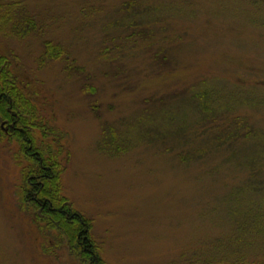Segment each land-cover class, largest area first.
Segmentation results:
<instances>
[{
	"label": "rangeland",
	"instance_id": "obj_1",
	"mask_svg": "<svg viewBox=\"0 0 264 264\" xmlns=\"http://www.w3.org/2000/svg\"><path fill=\"white\" fill-rule=\"evenodd\" d=\"M18 1L37 32L4 21L0 53L105 263H264V0ZM23 160L0 136V264H80L20 203Z\"/></svg>",
	"mask_w": 264,
	"mask_h": 264
},
{
	"label": "trees",
	"instance_id": "obj_2",
	"mask_svg": "<svg viewBox=\"0 0 264 264\" xmlns=\"http://www.w3.org/2000/svg\"><path fill=\"white\" fill-rule=\"evenodd\" d=\"M138 3L139 0H125L123 4L129 9ZM0 8L6 10L0 12V30L4 21L11 20L10 28L14 37L23 38L37 32L34 18L25 5H19L18 0L5 2ZM43 46L44 56L48 59H67V56H63L64 50L51 41H44ZM12 60L7 53H0V123L5 121L8 126L7 131L4 128L0 130V136L15 141L25 161L20 170V203L30 213L41 233L54 229L70 256L80 264H106L97 243L90 236V220L74 210L71 201L62 192L60 177L66 165L61 164L59 157L63 150L45 151L36 146L34 130L40 128L35 120L36 109L20 77L10 69ZM203 95L201 91L193 96V100L199 107L206 109V105L199 101Z\"/></svg>",
	"mask_w": 264,
	"mask_h": 264
},
{
	"label": "flooded vegetation",
	"instance_id": "obj_3",
	"mask_svg": "<svg viewBox=\"0 0 264 264\" xmlns=\"http://www.w3.org/2000/svg\"><path fill=\"white\" fill-rule=\"evenodd\" d=\"M6 122L4 121V122H2V128H4V130H6L7 131V129H8V126L5 124ZM4 124L6 125V127H4Z\"/></svg>",
	"mask_w": 264,
	"mask_h": 264
}]
</instances>
